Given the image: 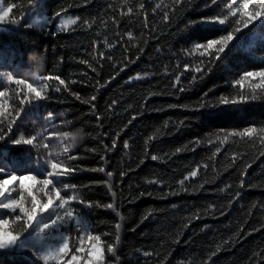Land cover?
Returning a JSON list of instances; mask_svg holds the SVG:
<instances>
[{
  "label": "trees",
  "instance_id": "trees-1",
  "mask_svg": "<svg viewBox=\"0 0 264 264\" xmlns=\"http://www.w3.org/2000/svg\"><path fill=\"white\" fill-rule=\"evenodd\" d=\"M0 1L6 6L26 4V0ZM139 2L131 0L134 6ZM144 3L143 12L134 10L129 16L121 15L127 12L126 6L121 7L122 0H47L46 14L64 8L81 23L65 32H57L54 25L30 29L26 15L14 31L0 26V49L15 54L9 61L0 56V72L13 71L17 78L30 81L37 72L61 75L69 83V90L51 92L41 115L52 111L58 117L56 125L71 122L57 127V132L82 129L71 154L78 157L75 166L83 171L67 181L86 186L78 195L106 205L116 194L117 211L123 217L121 240L115 258L106 253L107 264H264V155L260 154L264 148L258 140L254 146L239 137L218 143L216 135L221 129L264 124V99L237 108L199 107L201 102L216 103L221 95L240 91L232 82L244 71L264 66L257 59L264 55V45L257 42L251 50H234L211 71L194 73L201 60L186 56L185 50L193 41L213 36L200 31L189 35L185 25L214 12L205 8L204 0H186L174 13L170 11L172 0ZM165 11H169L170 22L163 19ZM13 15L19 19V10L14 9ZM84 20L95 23L84 27ZM129 31L135 37L131 41ZM177 75L181 79L173 87ZM0 83L4 84L0 90H15L3 77ZM73 92L83 99H96L84 104ZM34 120L35 115L22 114L18 123L26 128L21 127L16 138L45 126L42 120ZM7 147L14 156L28 151V146L10 142ZM100 167L105 171H93ZM190 171L197 176L181 187L179 181ZM107 172H113V177H107ZM120 172L125 175L121 177ZM149 180L162 183L148 184ZM88 218L96 226L94 234L101 235L114 233V225L120 222L116 212L104 207L93 208ZM70 237L77 243L75 231ZM102 239L112 242L114 236L102 235ZM85 242L89 243L86 238ZM145 252L150 255L144 256ZM0 264H29V260L24 255L0 256Z\"/></svg>",
  "mask_w": 264,
  "mask_h": 264
},
{
  "label": "snow or ice",
  "instance_id": "snow-or-ice-1",
  "mask_svg": "<svg viewBox=\"0 0 264 264\" xmlns=\"http://www.w3.org/2000/svg\"><path fill=\"white\" fill-rule=\"evenodd\" d=\"M185 2L186 0H172L170 11L173 13L178 11ZM46 4L47 0H26V4L7 3V6L0 3V26L4 27L5 31H14L26 15L33 17V21L26 25L30 29L44 30L54 25L57 32H65L81 23L79 18L69 17L64 8L51 15L45 14ZM125 6L127 12H122L121 15L130 16L134 10L138 14L145 9L144 0H140L135 6L132 5L131 0H122L121 7ZM204 6L214 14H203L185 25V32L189 35L200 31L213 36V38L202 37L203 42L193 41L191 48L185 50L186 56L193 58L198 56L203 65L195 66L194 73L203 74L205 69L211 71V67L217 61L225 60L234 50H251L257 42L264 45V0H204ZM217 8L218 12L215 11ZM14 9L19 10V19L13 15ZM155 10L153 9L154 12ZM163 19L170 22L169 11L164 12ZM56 20L58 23H54ZM94 23L95 21H82L83 26L88 28ZM246 34H250L247 40H245ZM127 36L129 41L135 38L131 31ZM108 47L114 45L108 44ZM14 55L11 50L0 49V56H4L6 61L13 59ZM99 58H104V53H99ZM107 59L111 60L112 57L108 56ZM257 59L264 65V55ZM82 62L92 68L88 60ZM184 68L187 70L189 64L185 63ZM92 70L95 71L94 68ZM15 71L19 72V66H16ZM0 77H3L8 85L16 86L11 93L9 90H0V152L3 153L0 155V177H5L0 178V210H4L0 211V216L7 217L0 218V256L24 255L29 260V264H40V262L42 264H107L106 253L115 258L121 240L123 217L117 211L116 194L113 192V202L106 205H100L98 201L86 200L78 195L80 189L86 186H78L67 181L73 179L77 172L83 171L75 166L78 157L71 154L81 138L82 129L77 132H57L55 130L57 127H63L71 122L61 121L60 125H56L54 122L58 117L52 111H47L46 116L41 115L51 92L69 90V83L62 79L61 75H40L39 72L31 81L17 78L13 71L0 72ZM136 79L140 77L137 76ZM180 79L181 76L177 75L176 83L172 86L176 87ZM196 79L197 76L193 75V81ZM232 83L234 87L240 88L235 95H221L216 103L205 101L201 102L199 107L223 105L237 108L251 101L264 99V66L244 71L240 78ZM0 88H4V84L0 83ZM183 90L180 88V91ZM72 95L84 104H91L96 99L95 96L83 99L77 92H73ZM207 95L205 93V96ZM92 107L95 108V105L93 104ZM22 114L35 115L36 120L33 123L42 120L45 126L38 131L21 133L16 138V132H19L21 127L26 128L18 123L22 119ZM60 115L63 116L62 113ZM216 135L218 143L226 142L229 137H239L246 138L254 146L258 140L260 148H264V124L259 127L253 124L242 130L221 129ZM53 139L57 140L56 144L51 142ZM9 142L15 146H28V151L14 156L12 150L7 147ZM208 142L211 144L212 140L209 139ZM115 144L116 141L113 140V147ZM124 147L128 148L127 142ZM216 151L219 152L220 148L217 147ZM260 154L264 155V151ZM151 158L157 159L156 156ZM101 159L103 160L104 157ZM93 171L104 172L105 169L100 167ZM106 175L112 178L114 174L107 172ZM119 175L123 177L125 173L120 172ZM196 176V171H190L179 181V185L183 187L185 181ZM147 183L158 184L162 181L149 180ZM240 184L243 187V179ZM108 186L111 189L112 185ZM235 195L240 197L241 193L237 191ZM97 207L110 209L120 218V222L114 225V233L102 234L109 239L114 236L112 242L103 240L101 234H94L96 226L90 222L88 213ZM73 231L77 233L79 247L75 249L77 254L71 255V258L66 260L70 253L69 241ZM85 238L89 242L87 248ZM149 255L148 252L144 253L146 257Z\"/></svg>",
  "mask_w": 264,
  "mask_h": 264
},
{
  "label": "rangeland",
  "instance_id": "rangeland-1",
  "mask_svg": "<svg viewBox=\"0 0 264 264\" xmlns=\"http://www.w3.org/2000/svg\"><path fill=\"white\" fill-rule=\"evenodd\" d=\"M0 3H1V1H0ZM4 6H6V5H4ZM46 14V13H45ZM33 21V17H29V22L31 23ZM56 23H58V20H56ZM89 243H86L85 242V247L87 248V245H88ZM69 246H70V253H69V256L68 257H66L65 259L67 260V259H70L71 258V255H73V254H77L76 252H75V249L77 248V247H79V240L77 241V243H74V241L72 240V238L70 237V241H69Z\"/></svg>",
  "mask_w": 264,
  "mask_h": 264
}]
</instances>
